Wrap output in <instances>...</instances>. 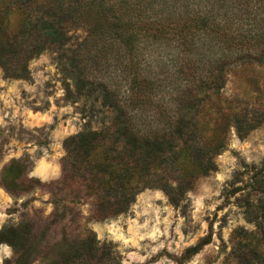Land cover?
<instances>
[{
	"label": "trees",
	"instance_id": "trees-1",
	"mask_svg": "<svg viewBox=\"0 0 264 264\" xmlns=\"http://www.w3.org/2000/svg\"><path fill=\"white\" fill-rule=\"evenodd\" d=\"M0 3L23 15L20 28L10 32L7 10L0 11L4 73L27 78L29 62L57 48L73 80L69 96L76 94L77 102L96 94L107 110L92 108L88 116L92 120L104 114L101 128L87 125L64 141V180L83 186L93 201L95 221L128 213L146 189H162L176 202V192L188 189L178 178L191 184L217 171L215 158L225 150L231 128L245 138L264 123L250 118L246 104L223 95L233 72L264 66V0ZM79 30L85 36L75 40ZM17 166L11 163L5 178ZM172 172L178 178H171ZM3 184L16 193L17 186L12 188L6 179ZM261 204V216L253 222L264 248ZM31 235L26 223L8 227L0 231V245L25 256ZM209 243L206 238L189 248L187 258ZM59 248L62 254L54 264H121L93 232Z\"/></svg>",
	"mask_w": 264,
	"mask_h": 264
},
{
	"label": "rangeland",
	"instance_id": "rangeland-1",
	"mask_svg": "<svg viewBox=\"0 0 264 264\" xmlns=\"http://www.w3.org/2000/svg\"><path fill=\"white\" fill-rule=\"evenodd\" d=\"M1 10H7L6 28L17 31L21 12L0 3ZM84 36L79 30L74 39ZM59 57L51 48L34 58L27 78L8 77L0 68V231L24 223L32 231L25 256L0 245V264H54L60 244L78 243L91 232L121 264H264L253 222L264 201V123L245 138L231 128L225 150L215 158L217 171L208 176L190 184L172 172L188 188L176 192V202L162 189H146L128 213L95 221L83 186L64 180V141L87 125L101 128L104 114L88 116L92 108L107 110L96 94L77 102L76 94L69 96L73 80ZM223 95L246 104L250 118L264 120V66L233 72ZM13 162L19 166L5 178ZM5 179L17 186L16 193L6 189ZM206 238L210 243L187 258L186 251Z\"/></svg>",
	"mask_w": 264,
	"mask_h": 264
}]
</instances>
